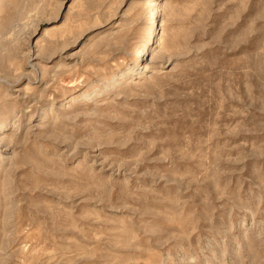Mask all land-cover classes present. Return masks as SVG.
Wrapping results in <instances>:
<instances>
[{"label":"rangeland","instance_id":"obj_1","mask_svg":"<svg viewBox=\"0 0 264 264\" xmlns=\"http://www.w3.org/2000/svg\"><path fill=\"white\" fill-rule=\"evenodd\" d=\"M0 264H264V0H0Z\"/></svg>","mask_w":264,"mask_h":264},{"label":"bare ground","instance_id":"obj_2","mask_svg":"<svg viewBox=\"0 0 264 264\" xmlns=\"http://www.w3.org/2000/svg\"><path fill=\"white\" fill-rule=\"evenodd\" d=\"M151 15H152V18H156L157 16H158V7H155L154 9H153V11H152V13H151ZM155 31H156V29H154L152 32H151V34H150V39H149V42H148V44H150L153 40H154V38H155V36H154V33H155ZM163 31V30H162ZM161 31H158V33H160ZM157 33V34H158ZM156 34V33H155ZM164 35H165V33H164ZM159 39H160V37H159ZM162 39V38H161ZM149 52V47H145L142 51H141V54H146V53H148ZM141 58V57H140Z\"/></svg>","mask_w":264,"mask_h":264}]
</instances>
